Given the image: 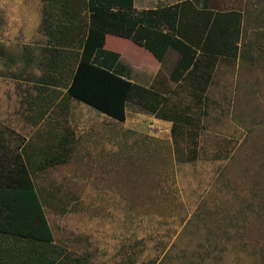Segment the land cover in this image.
<instances>
[{"label":"rangeland","instance_id":"rangeland-1","mask_svg":"<svg viewBox=\"0 0 264 264\" xmlns=\"http://www.w3.org/2000/svg\"><path fill=\"white\" fill-rule=\"evenodd\" d=\"M177 1L134 0L133 13ZM188 1L186 10L178 2L181 19L191 8L201 17L212 9L243 12L246 4ZM46 5L0 0V159L17 161L23 148L42 141L38 133L50 131L49 121L68 129V162L35 179L55 244L88 264H264V27L256 25L264 15L252 14L244 27L246 40L263 52L229 63V70L219 62L204 104H192L198 86L191 90L188 76L162 93L166 108L175 104L198 118L197 127L183 126L172 139L170 123L144 119L148 114L133 103L123 122L71 100L67 116L48 105L33 125L44 93L38 89L65 93L48 77L59 55L49 50ZM132 45L110 36L106 49L146 64L143 48ZM96 56L107 66L116 57Z\"/></svg>","mask_w":264,"mask_h":264},{"label":"trees","instance_id":"trees-1","mask_svg":"<svg viewBox=\"0 0 264 264\" xmlns=\"http://www.w3.org/2000/svg\"><path fill=\"white\" fill-rule=\"evenodd\" d=\"M133 5L134 0H47L43 20L50 35L49 50L59 55L56 59L53 57L48 77L63 86L65 93L55 89L45 93L44 87L39 88L44 93H38L39 103L31 119L33 125L44 120L50 109L48 105L57 108L53 114L67 116L68 103L75 100L120 122L125 120L126 104L133 103L142 111L172 121L173 134L183 126L188 130L197 127L188 109H168L166 97L160 93L113 73L104 60L99 62L101 64L95 63L98 51L118 55L119 50L106 49L110 36L140 46L158 61L168 49L176 50L179 60L173 68L175 82L183 79L189 68L199 67L197 50L210 51L207 45L219 25H222V34L239 42V47H234V58L245 60L256 52H263L264 44L260 47L255 40H246L244 27L250 24L252 14L263 17L264 0H246L243 12L207 13L201 28L199 24L195 27L191 18L183 16L181 19L179 3L147 9L138 15L133 13ZM191 5L184 0L180 7L186 10ZM256 22L264 27V20ZM75 48L80 51L75 52ZM210 75L201 76L197 93H191V97L198 100L196 106L202 104ZM48 124L50 131L37 134L42 141L23 148L13 164L0 159V264H88L84 259L71 257L62 246L55 244L44 210L46 198L35 183L37 175L68 162L71 142L68 129L60 130L59 122L49 121Z\"/></svg>","mask_w":264,"mask_h":264},{"label":"crops","instance_id":"crops-1","mask_svg":"<svg viewBox=\"0 0 264 264\" xmlns=\"http://www.w3.org/2000/svg\"><path fill=\"white\" fill-rule=\"evenodd\" d=\"M177 1L175 2L172 6H174L175 4H178ZM155 9V8H152ZM217 9H212L210 11H207L205 13L202 14V16L200 17V13H195L194 10L191 8L187 14L184 15V17L186 18H191V23L197 27V25H200V28L202 27V24H204L205 22V17L208 15L207 13H225V12H221V11H215ZM185 18V19H186ZM194 18H196V20L199 22H197ZM222 25H219L218 27L214 28V32L211 35L212 39L210 41V44L207 45L208 49H210V51H205L204 53H202L199 49L197 50V55L196 58L199 59V67L197 69L194 68H189L184 74H183V79H185L188 76V79H186L184 82H186L185 84H188V86L191 85V90H195L193 83H195L196 85L202 80V78L206 75H210V79L206 85V90L205 93L202 97V104H204L207 100H208V96H207V92L210 91V86L213 85V83L215 82L214 76L215 74H217L219 71V69L217 70V65L219 64V62L225 63L227 66V70H229V63H237L238 56L236 58H234L233 56V52H234V47L238 48L239 47V42L237 40H235L233 37H231L230 35L227 34H222V29H221ZM192 27V26H191ZM193 29V27H192ZM129 45L133 44L132 42L128 43ZM132 46H136L135 44H133ZM138 47V46H136ZM140 48V47H139ZM222 52H216L217 50H220ZM143 51L145 52L146 56V64H142L141 62H137L138 60H133L131 58L130 61L129 60H125L124 62V57L125 54H121V52H117V56L115 57V61L111 63L110 70L123 77L124 79L144 86L146 88L152 89L158 93H164L165 91H171L172 89H174V87H177L178 85L183 83V79L179 80L178 82H175L172 78L173 76V68L175 67V65L177 64L178 60H179V54L176 50L174 49H168L164 58L161 61L156 60L153 55L148 52L147 50L143 49ZM96 55V53H95ZM202 55V56H201ZM104 58H101L100 61H103ZM140 72L143 73L142 75V79L139 78V74ZM208 73V74H207ZM210 73V74H209ZM177 76V75H176ZM194 76H197L198 79H194ZM202 76V78H201ZM163 96H165V94H162ZM173 100H171V103L177 102V97L173 95ZM192 99V104H194L195 106L198 103L197 99ZM169 98L167 97L166 99V105L168 102ZM181 100V99H179ZM128 104V103H127ZM127 104L125 107V119H126V115H127ZM173 107H178L177 105L173 104ZM145 112V111H144ZM147 113V112H146ZM148 115L144 116V119H157L160 121H164L167 123H170V133H171V137L173 139L174 135L171 132L172 129V125L173 122L172 121H166L164 119L158 118L153 114L147 113ZM106 116V115H105ZM190 116L194 119H197L196 117L192 116L190 114ZM108 117V116H106ZM111 118V117H108ZM113 119V118H111ZM194 119H191V121H193ZM125 121V120H124ZM183 128V127H181ZM187 128V127H186Z\"/></svg>","mask_w":264,"mask_h":264}]
</instances>
